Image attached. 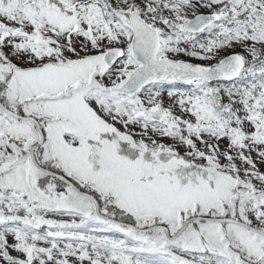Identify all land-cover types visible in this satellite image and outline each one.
<instances>
[{
  "label": "snow or ice",
  "instance_id": "obj_1",
  "mask_svg": "<svg viewBox=\"0 0 264 264\" xmlns=\"http://www.w3.org/2000/svg\"><path fill=\"white\" fill-rule=\"evenodd\" d=\"M0 264H264V0H0Z\"/></svg>",
  "mask_w": 264,
  "mask_h": 264
}]
</instances>
